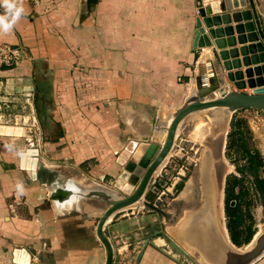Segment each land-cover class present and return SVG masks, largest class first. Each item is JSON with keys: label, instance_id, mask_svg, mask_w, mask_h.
<instances>
[{"label": "rangeland", "instance_id": "374dc122", "mask_svg": "<svg viewBox=\"0 0 264 264\" xmlns=\"http://www.w3.org/2000/svg\"><path fill=\"white\" fill-rule=\"evenodd\" d=\"M195 3L196 8L202 7L203 0H195ZM227 3L232 9H241L244 4L243 0H228ZM98 4L97 12L94 5ZM210 4L205 2L200 10L216 13L217 8L213 9ZM113 5V0H80L75 4L76 11L68 19L72 22L67 23L70 27L60 29V11L61 8L64 11V7L55 6L51 2L52 7L43 8L40 15L50 14L46 21H40V40L51 43L44 45L45 51L42 45L37 44L35 47L32 41L26 44H0V125L22 130L20 137L0 136V159L8 161L4 168L9 171L0 174V192L7 189L1 194L4 195V201L2 199L0 203V215L5 216H0V261L9 263L11 251L26 244L15 229L17 219L32 221L35 212L49 209L50 202L52 206L50 193L55 188L72 186L73 182L81 190L94 191L99 189L96 185L98 183L113 190L112 195L115 197L128 195L132 189L128 192L120 191V186L130 188L126 184V172L123 166L116 163L119 156L124 160L132 157L129 152L127 157L123 155L125 145L132 139L153 142L154 133L163 130L169 113L188 98L191 89L194 90V63L189 66L188 76L174 74L175 71L169 70V76L161 80L154 75L157 70H151L150 67L151 77L131 75L136 67L130 65L127 55L132 47L127 42L129 14L116 8L114 10ZM262 9L264 13V5ZM169 16L172 19L176 14L170 13ZM193 16L198 17L195 10ZM262 16L264 28V14ZM81 17L88 19L82 29ZM168 33L170 35L171 31ZM199 56L200 63L210 59L224 91L234 88L226 80V72L222 70L217 57H212L208 49L194 54L195 62ZM244 59L246 61V56ZM242 81L248 84L247 80ZM257 89L246 86L240 92L251 94L260 91ZM142 90L155 96L151 103L144 101L142 104L137 101L140 107H144L143 110L129 103L133 93ZM215 111L219 110L196 112L180 122L171 154L163 167L152 176L142 199L134 207L113 216V224L124 220L120 222L119 228L128 231L131 223L134 230H137V236L131 239L132 253L134 247L143 249L151 246L150 241L157 237L164 240L166 245L168 242L165 239L174 245V251L170 249L172 253L163 252L174 264H204L196 250L189 249L186 242L176 237L177 228L188 213L200 207L201 192L196 173L203 153H208L212 162L215 191H219L220 197L221 219L226 180L235 177L241 179L243 186L252 187L251 178H243L244 175L240 173L243 161L230 162L226 157V154L231 158L235 156L232 151L227 152L225 149L230 123L234 119L244 122L249 136L248 145L262 159L263 167L259 175L264 178V111L242 110L230 113L223 132L218 131L222 123L217 122V125L205 122L207 127L204 128L207 131L203 132V138L191 141L189 136L194 121L198 118H211ZM140 120L144 122L141 124ZM155 138L161 143L163 137L157 135ZM26 149L38 151L35 181H31L25 172L18 169V154ZM1 169L4 170L3 167ZM41 181L50 202L44 194L38 196L36 193L37 188L44 189ZM250 193L254 201L249 213L257 233L264 228V212L253 197V192ZM80 205L88 215L83 217H88L92 226L106 208L101 197L93 195L80 200ZM59 208H63V205H59ZM123 214L125 218H119ZM8 220L12 225H7ZM112 223L106 227L107 233L114 230ZM172 239L179 242L183 253ZM176 248L181 253L179 257ZM136 253L138 260L141 252H134V257ZM122 261L118 257L116 264H123Z\"/></svg>", "mask_w": 264, "mask_h": 264}, {"label": "crops", "instance_id": "0c3cea01", "mask_svg": "<svg viewBox=\"0 0 264 264\" xmlns=\"http://www.w3.org/2000/svg\"><path fill=\"white\" fill-rule=\"evenodd\" d=\"M252 1L254 4L256 21L262 33V30H264L261 22V20L263 19L262 14H264L262 13L264 0ZM51 2H54L55 6L64 7V11L62 10V8L60 11V14H62V18L59 20V28L61 29L65 26H69L67 25V23L72 22L68 21V19L70 18L74 10L76 11L75 4L79 3L80 0H60V2L59 0H18V6H22L24 8V13L10 32H0V44L9 43L13 45L17 42L26 44L32 41V44L35 47L37 44L42 45L43 51H45L46 48L44 45L51 43L45 41L42 42V40H40V21L42 19L46 21L50 14H47L46 16L43 15L42 17L40 15L43 8L47 9V7L51 6ZM113 2L114 10L116 8V10L118 11L129 14V23L127 26L129 36L127 42L128 45H131L132 47L129 48L127 55H129L128 61L130 62V65H134L136 67L135 71L134 69H132V71H134L131 72L132 76L137 77V75H139L142 77H151L150 75L152 74L149 73L150 69L157 70L154 75L158 79H165L166 77H168L169 70H171V72L175 71L174 74L188 76L190 72L189 66L191 65V63H194L195 65V61L193 59L194 54L199 53V51L201 53V51L203 50H197L195 53H192L190 50L194 32L195 17L193 16V12L197 9L195 0H113ZM205 2L211 3L210 5H212L213 9L217 8V12L213 14L210 13L209 10H207L210 15L212 14L211 16H219L221 14L219 12H222V10L224 11L227 8L231 9V11L227 12L228 14H231L232 12H234V10H243L232 9L231 5L227 3L228 0H203L202 7ZM94 7L97 10L99 4L94 5ZM202 7H199L198 9H201ZM4 11L5 9L0 6V14H3ZM170 13H175L176 16H173V18L170 19ZM80 22L82 29L85 24L88 23V19L84 20L81 17ZM61 23H63V25H61ZM234 25V23H230L228 26L233 27ZM222 27L223 26L221 25V28ZM87 28L88 27L86 25V29ZM212 29H214V27H212ZM169 31H171L170 35L168 33ZM169 46L171 47L170 49ZM240 46L241 45L239 44H235L234 48L238 49ZM226 49H228V47H226L225 50ZM208 50H215V52H217L213 45ZM148 67H150V69ZM241 69L242 72L243 70L244 72L247 70L244 67H241ZM155 76H153L152 78H154ZM176 87L174 88L176 89ZM141 94L143 96H138ZM133 95H135L136 97L133 98ZM133 95L132 98H129V103H134L137 108L141 106V104L137 101H140L142 104H144V101L151 103L155 99V96L147 90H142L139 93H133ZM142 97H144V99H142ZM138 98L140 99L138 100ZM140 109L143 110L144 107L142 106L140 107ZM143 122L144 121H141V124ZM141 140L132 139V141L137 143L142 142ZM7 164V160H5L4 158L2 160L0 159V166L4 169L2 170L0 167V174H7V172H9L4 168ZM42 183L43 181H41V186H43L44 189L42 190L41 188H37L36 193L38 196L44 194V197H47L46 187ZM72 184L77 187L75 189L76 191L74 192L70 189L63 190L62 188H65V186L58 187V190H61L62 194H65L67 196L75 194L78 200L76 204H73L71 206L65 204L63 205V208H59L58 204L53 200L52 196V206L49 198L47 197L50 202L49 209L47 208L43 209L42 211L39 210L35 212L32 221H23L17 219V221L15 222V229L19 233V237L24 239L26 243L23 247L18 248V250L23 249L26 254H28L30 263L103 264L104 252L94 235V228L96 223L92 226L90 224L89 218L83 217L88 215H86V210H83L80 205V200L88 198L89 192H87L88 190L86 191L78 188L76 183L72 182ZM96 185L97 187L103 186L98 183ZM6 190L7 189L4 188L3 191ZM3 191L0 192V203H2V199L4 201V195H1L4 194ZM8 192L9 191H7L6 194H8ZM58 209H60L59 212L61 213L58 212ZM124 211H119L116 213V215L123 213ZM70 213L71 215H68ZM2 217L5 218V216H1V218ZM119 218H125V214L119 216ZM55 220L58 222H55ZM117 220L119 221V219H115V221ZM129 220L131 219L129 218ZM120 222H124V220H120ZM120 222L114 224L112 223L114 225V230L110 233H107V225L104 228V234L112 244L115 257H119L120 261L123 260V264H174V262L170 261L169 258L163 254V252L165 251L163 248L169 250L167 248L169 247V243L167 245L164 244L163 247H158L154 244L151 246H146L143 249L134 247V252H141L139 259L137 260L136 257L138 253H136L134 257V252L132 253L130 251V245L132 244L131 239L137 236V230L135 231L133 227L134 225L130 223L128 226V231H125L123 230L125 228H119ZM7 225H12L10 220H8ZM113 240L114 242H112ZM128 243L130 244L127 245ZM177 245L182 250V252H184V250L181 248V245L179 243ZM122 247L125 249L121 251L120 254H118V251ZM167 253L170 254L172 252L171 250H169L167 251ZM116 262L117 260H114L113 264H116ZM0 263L13 264L12 257L9 258V263H5L3 261H0ZM253 264H264V254Z\"/></svg>", "mask_w": 264, "mask_h": 264}, {"label": "water", "instance_id": "95a60500", "mask_svg": "<svg viewBox=\"0 0 264 264\" xmlns=\"http://www.w3.org/2000/svg\"><path fill=\"white\" fill-rule=\"evenodd\" d=\"M243 2L244 4L241 7L243 10H234V12L228 14L227 12L231 11V9L227 8L224 11L222 10V12L220 11L219 13L221 14L219 16H211L212 14L210 15L209 12L201 11L198 9L199 7L196 9L198 17L194 19V32L190 50L192 53H195L197 50L209 49L213 45L217 52L213 50L210 51V53L212 57H217L224 72H227L221 62V55L224 53L220 51H224L226 47H233L234 41L225 42L224 40H217L221 38V25L224 31L226 30L224 32L225 34H232L233 28L234 30H236V28L235 26L232 28L228 25L231 22L234 24L239 23V21L244 22L246 30L252 31L253 33L250 40L258 42L264 49V44L261 41L263 39L262 33L256 21L253 1L243 0ZM212 27H214V29H212ZM246 41L245 38H237V44L239 45L246 43ZM199 59L200 56L195 62L193 77L194 90H192L188 99L173 110L169 123L166 128L163 129L164 138L162 142L156 143L153 141L146 143L147 140L144 139H142V142L138 143L128 141L124 147V151L134 154L141 149L143 150L141 156L136 161L133 160L132 157L129 160H124L120 156L117 158L116 163L123 166V170L126 172V184L132 189L131 192L128 195H121L120 197L112 196L104 191L95 193V195L93 194L94 196H100L102 201L106 204V208L99 216L94 228V235L104 252L103 264H113V261L118 259V257L114 255L111 242L104 234L106 220L111 215H115L122 209L130 207L142 199L154 172L169 154L177 127L185 117L196 112L212 109L229 113L240 110L264 111V91L260 90L259 92L251 94L240 92L247 84L243 82H232L233 79H231L227 73H225V78L232 88H234L224 91L218 82L210 59L204 60L203 63H200ZM205 66L206 73H204ZM237 74L239 78L242 77L240 72ZM215 93L217 94L216 96ZM27 152L28 157L25 156ZM37 156L38 151L36 149H26L18 154V169L25 172L31 181L36 180ZM88 194L91 193L89 192ZM112 194H114V192H112ZM165 240L171 244L172 247L174 246L168 239ZM150 244L153 245L151 241ZM231 246L233 245L231 244ZM163 249L165 250L164 252L167 253L168 250L165 248ZM19 250L24 251L23 249ZM19 250L14 249L11 252L13 264H17L13 261V253ZM175 251H177V256L179 257L181 255L180 251L177 248ZM221 253L223 254L220 255L222 260L217 259V256H214V254L209 255V257L203 256V254L202 256L206 262L207 260L210 261V264H253L264 254V231L258 236L250 250L236 252L233 249H223ZM27 264H32L30 263L28 254Z\"/></svg>", "mask_w": 264, "mask_h": 264}, {"label": "bare ground", "instance_id": "6f19581e", "mask_svg": "<svg viewBox=\"0 0 264 264\" xmlns=\"http://www.w3.org/2000/svg\"><path fill=\"white\" fill-rule=\"evenodd\" d=\"M244 24L245 23L241 21H239V23H236L234 25L236 30H234L233 28L234 26H233L232 34H225L224 32L226 30L224 31V28L223 27L221 28L222 30L221 38L217 40H224L225 42L233 40L234 45L237 44V38L239 39L245 38V40H247L246 43L242 44L239 49L234 48V46L228 47L230 51L234 50L233 52H229L227 51V49L226 50L224 49V51H220L224 53L223 55H221V62H222V65L227 70V72L226 71L225 72L230 76L231 79H233L232 82L240 83L242 79H245L248 82L246 86H248L249 88L257 87L259 88L257 90H264V87H263L264 85V49L259 45L258 42L250 40L253 33L252 31H249V30L247 31ZM207 54L209 53H206L205 55ZM244 56H246V61L244 59ZM204 59L205 58H203V60ZM241 67L246 68L247 71H245L246 73H241L242 77L239 78L237 73L239 72ZM231 71H238V72L232 73ZM192 90L193 89H191V91ZM190 95L188 96V98L190 97ZM216 95L217 94L215 93V96ZM172 112L169 113L168 119L164 121L163 129H165L167 124L169 123ZM229 115H230L229 112L219 110V111H215L212 117L207 118L206 120H202L201 118H198L197 121H194L193 123V126H192L193 131H192V134L189 136V138L193 142L200 141L203 138V135H204L203 132L206 130V128L204 127L206 126L207 123L205 122H208L210 124L214 122L217 125H219V123L217 122H220L222 123V126L220 130L218 128V131L219 132L225 131L226 129L225 125L227 124ZM177 130H178V127H177ZM177 130H176V133H177ZM176 133H175V136H176ZM21 135H22V130L20 128L0 125V136L20 137ZM157 135L160 136V138L161 137L164 138V130L154 133V136L152 137V141L156 143H160L158 142L159 140L155 138V136ZM142 151L143 150L140 149L139 151L132 154V159L135 161L138 160V158L142 154ZM123 153L125 157L128 156L127 152H123ZM170 154L171 153L169 152L166 159L156 169L153 176L156 175L155 173L163 167V165L165 164ZM203 155L201 157V161L197 169V173H196V180H197V183L199 184L200 192H201L200 207L197 210L188 213V215L185 217L181 225L177 228L178 235L176 237L186 242L187 245H189V249L191 248L193 250H196L201 260L204 262V264H210L211 263L210 261L207 260L206 262V260L203 258L204 255L209 257V255L214 254V256H217L216 257L217 259L222 260V257L220 255H223L221 253L223 249H230V250L233 249L236 252L248 251L253 247L258 236H260V234L264 231V228L260 232L255 233L252 240L244 247V249L231 246L228 240V236H227L224 223H223V219H224L223 218L224 216L223 215V201H222V219H221V209H220L221 205H220L219 191L218 193L217 191H215L213 194L207 193L209 192V190L212 191L213 189V183H212L213 182V171H212V162L210 160L208 153H203ZM25 156L28 157V152H27V155ZM210 184H212V187ZM76 188L77 187L72 185V186H65V188H62V189L63 190L70 189L74 192L76 191L75 190ZM97 188L99 189H95V191H89V190L87 191L86 189L85 190L91 193L89 194V196H92L93 194L95 195V193H99L103 191L111 195H112V192H114L113 190H108L104 188L103 186H100V187L98 186ZM129 190H131V188L120 186V191L128 192ZM51 196L53 200L58 204V206L65 205V204H68L71 206L73 204H76V202L78 201L75 194H71L70 196H67L65 194H62V191L58 190V188H55V191L51 193ZM132 206L134 207V205ZM128 208H124L121 211H124ZM113 216L114 215H111L106 220L105 227L112 223ZM179 233L181 235L183 234V237L185 239L184 238L182 239V236L180 238ZM153 239L151 240V243L154 244L155 246L163 247V245L166 244V242H164V240L162 241L160 238L155 237V239L154 240ZM172 241H174V239H172ZM174 242H177V241H174ZM124 249L125 248L122 247L118 251V254H120L121 251H123ZM168 249L169 250L173 249L171 244H169ZM113 252H114V249H113ZM13 261L17 264H27L26 252L21 251V250H19L18 252L15 251L13 253Z\"/></svg>", "mask_w": 264, "mask_h": 264}, {"label": "trees", "instance_id": "16d2710c", "mask_svg": "<svg viewBox=\"0 0 264 264\" xmlns=\"http://www.w3.org/2000/svg\"><path fill=\"white\" fill-rule=\"evenodd\" d=\"M248 131L244 122L234 119L230 123L225 149L232 151L234 158L226 157L230 162L243 161L241 175L249 176L252 180V187L243 186L241 179L230 177L226 180L223 190V214L225 218V229L230 243L241 248L246 246L255 235L253 220L249 213L253 197L264 212V178L259 175L263 162L259 153L248 145ZM236 161V162H237ZM235 162V163H236Z\"/></svg>", "mask_w": 264, "mask_h": 264}, {"label": "clouds", "instance_id": "9594fccd", "mask_svg": "<svg viewBox=\"0 0 264 264\" xmlns=\"http://www.w3.org/2000/svg\"><path fill=\"white\" fill-rule=\"evenodd\" d=\"M0 6L5 11L0 14V32L8 33L12 30L24 13V8L18 6V0H0Z\"/></svg>", "mask_w": 264, "mask_h": 264}, {"label": "flooded vegetation", "instance_id": "af4514ba", "mask_svg": "<svg viewBox=\"0 0 264 264\" xmlns=\"http://www.w3.org/2000/svg\"><path fill=\"white\" fill-rule=\"evenodd\" d=\"M212 183H213V189H212V191L209 190V192H207L208 194H211V193L213 194V193L215 192L214 179H213V182H212ZM210 185H211V187H212V184H210ZM181 236L183 237V234H182ZM183 238H184V237H183ZM183 238H182V239H183ZM184 239H185V238H184Z\"/></svg>", "mask_w": 264, "mask_h": 264}]
</instances>
